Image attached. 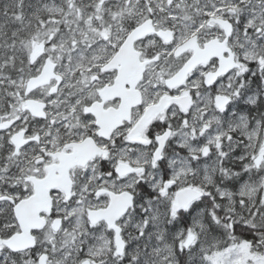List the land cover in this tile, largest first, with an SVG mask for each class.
Masks as SVG:
<instances>
[{
  "label": "snow or ice",
  "instance_id": "6c2138e0",
  "mask_svg": "<svg viewBox=\"0 0 264 264\" xmlns=\"http://www.w3.org/2000/svg\"><path fill=\"white\" fill-rule=\"evenodd\" d=\"M0 264H264V0H0Z\"/></svg>",
  "mask_w": 264,
  "mask_h": 264
}]
</instances>
